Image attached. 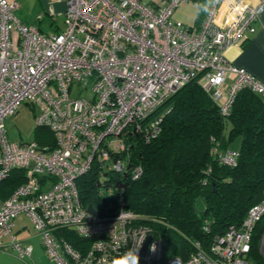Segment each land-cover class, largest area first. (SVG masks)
<instances>
[{
	"label": "built area",
	"instance_id": "built-area-1",
	"mask_svg": "<svg viewBox=\"0 0 264 264\" xmlns=\"http://www.w3.org/2000/svg\"><path fill=\"white\" fill-rule=\"evenodd\" d=\"M186 1L64 0L62 29L44 33L18 19L17 0H0V183L15 168L24 174L0 195V250L11 249L22 261L30 257L32 245L12 231L14 218L24 213L55 264H111L133 247L140 249V264H247L264 194L238 225L212 236L209 251L195 242L185 259L164 256L161 237L138 221L120 193L109 214L90 213L79 197L76 180L94 160L125 170L130 142L159 134L162 104L189 80L197 79L223 116L243 88L264 97V82L224 56L255 31L264 0H209L198 26L173 17ZM21 103L37 108L36 125L50 130L52 148L8 139L4 121ZM213 153L218 163H236L237 150L214 147ZM140 173L139 165L132 168L133 178ZM65 228L91 238L85 251L58 233Z\"/></svg>",
	"mask_w": 264,
	"mask_h": 264
},
{
	"label": "trees",
	"instance_id": "trees-1",
	"mask_svg": "<svg viewBox=\"0 0 264 264\" xmlns=\"http://www.w3.org/2000/svg\"><path fill=\"white\" fill-rule=\"evenodd\" d=\"M162 108L159 134L149 141L137 137L130 142L125 170L108 169L109 162L94 160L76 183L82 204L90 203L99 214L115 211L120 193L138 221L161 237L164 256L185 259L195 250V242L209 251L212 236L238 225L264 194V97L243 88L223 116L210 93L193 78ZM34 132L40 145L54 146L49 129L36 125ZM236 137L241 142L236 163H218L213 148L231 149L228 145ZM136 165L141 173L133 178ZM23 178L22 169H13L0 183V195H8ZM198 197L204 202L201 210L195 205ZM58 233L81 252L91 240L66 228ZM262 235L264 216L252 231L247 264H264Z\"/></svg>",
	"mask_w": 264,
	"mask_h": 264
},
{
	"label": "crops",
	"instance_id": "crops-1",
	"mask_svg": "<svg viewBox=\"0 0 264 264\" xmlns=\"http://www.w3.org/2000/svg\"><path fill=\"white\" fill-rule=\"evenodd\" d=\"M153 4L161 0H144ZM209 0H188L181 3L173 13V17L182 22L198 26L204 14V7ZM254 3L255 0H246ZM18 7L15 14L18 19L26 24H32L44 33L58 31L63 27L64 0H17ZM223 7L219 9L218 20L223 17ZM38 15H41L40 17ZM224 56L237 67L250 72L254 77L264 82V11L256 23L253 33L247 34L237 43L228 46ZM17 112V111H16ZM235 139H239L236 137ZM230 148V144L228 145ZM236 150V149H234ZM32 223L24 213L18 214L13 221L12 231L16 238L23 243L32 245V253L25 261L20 260L15 253L8 249L0 250V264H54L45 257L40 236L33 233ZM7 241V237L3 238Z\"/></svg>",
	"mask_w": 264,
	"mask_h": 264
},
{
	"label": "rangeland",
	"instance_id": "rangeland-1",
	"mask_svg": "<svg viewBox=\"0 0 264 264\" xmlns=\"http://www.w3.org/2000/svg\"><path fill=\"white\" fill-rule=\"evenodd\" d=\"M17 34L13 33L14 41L17 40ZM78 85L75 84L72 90V95H76ZM90 83H87V90L84 92L85 96H91L89 91ZM37 112V108L32 106L29 103H21L17 109V112L11 114L6 117L4 121V128L6 130V135L8 139L12 141H29L32 140L35 136V126H36V117L35 114ZM240 140L233 139L230 142V148L239 150ZM196 208L201 210L204 207V202L201 197H198L195 202ZM33 229V228H32ZM35 233V230H32ZM38 236V234H36ZM259 246L261 253L264 254V235L261 236L259 241ZM47 258V255L45 254ZM49 259V258H47ZM52 263H54L51 259H49ZM55 264V263H54Z\"/></svg>",
	"mask_w": 264,
	"mask_h": 264
},
{
	"label": "clouds",
	"instance_id": "clouds-1",
	"mask_svg": "<svg viewBox=\"0 0 264 264\" xmlns=\"http://www.w3.org/2000/svg\"><path fill=\"white\" fill-rule=\"evenodd\" d=\"M150 250L155 251V245H150ZM139 247H133L126 252L112 258L111 264H140Z\"/></svg>",
	"mask_w": 264,
	"mask_h": 264
},
{
	"label": "water",
	"instance_id": "water-1",
	"mask_svg": "<svg viewBox=\"0 0 264 264\" xmlns=\"http://www.w3.org/2000/svg\"><path fill=\"white\" fill-rule=\"evenodd\" d=\"M86 209H87V211H89L90 213L96 214V210L94 209V207H93L90 203L87 204ZM150 238H151L150 235H148V236L146 237L145 242H144V244H143V246H142V249H141V254H144V252H145V250H146V247H147V244H148Z\"/></svg>",
	"mask_w": 264,
	"mask_h": 264
}]
</instances>
